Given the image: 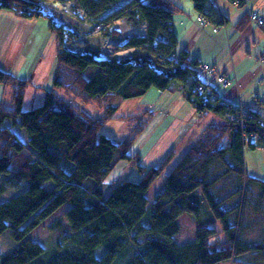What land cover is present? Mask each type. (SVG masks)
I'll list each match as a JSON object with an SVG mask.
<instances>
[{
  "label": "trees",
  "instance_id": "1",
  "mask_svg": "<svg viewBox=\"0 0 264 264\" xmlns=\"http://www.w3.org/2000/svg\"><path fill=\"white\" fill-rule=\"evenodd\" d=\"M44 1L0 0V10L13 11L22 18H39L45 15ZM51 1L73 3L91 20L104 24L103 37L116 36L117 31L107 26L120 20L134 27L146 25L147 33L124 44L134 50L131 58L99 60L101 40L88 38L83 40L82 50H73L69 44L74 37L67 34L63 24L49 17L57 44V65L44 103L29 110L23 105L31 80L0 69V85L12 91V103L0 104V198L8 192L9 181L29 186L0 202V237L7 232L19 244L11 254H4L0 247V264H29L44 254V247L30 235L67 204L71 205L67 222L53 238L57 236L59 246L62 241L70 243L72 249L47 264H113L129 247L131 264H245L239 258L259 247L244 245L236 236L232 211L223 210L213 194L218 178H213L211 168L221 164L245 183L246 190L259 187L258 203L263 206L264 181L249 177L244 170L243 136L257 134L258 143L249 147H264V115L254 112L256 116L247 119L242 129L228 120L226 107L203 104L196 86L219 92L203 81L210 77L197 75L200 65L207 63L193 58L187 50H178L174 17L185 11L173 0ZM192 1L199 17L208 23L214 20L213 12L219 9L216 0ZM225 1L238 2L239 8L247 4L246 0ZM249 21L246 14L236 30L244 31ZM261 28L264 30V24ZM92 66L97 72L87 78L86 72ZM152 88L183 92L199 115L210 112L219 119L206 126L165 176L164 188L155 194L151 215L146 219L148 191L164 176L174 152L149 169L140 165L139 171L144 174L140 182L125 180L114 186L108 177L118 161L141 160L140 153L131 155L130 151L149 129L156 112L127 117L135 127L125 139L107 136L102 129L117 119V100L142 98ZM77 100L97 106L102 115H86L76 105ZM8 121L26 132L27 142L9 127ZM203 205L219 226L201 222ZM184 215L194 219L195 240L180 245L176 236ZM101 246L106 250L99 257L96 251Z\"/></svg>",
  "mask_w": 264,
  "mask_h": 264
},
{
  "label": "rangeland",
  "instance_id": "2",
  "mask_svg": "<svg viewBox=\"0 0 264 264\" xmlns=\"http://www.w3.org/2000/svg\"><path fill=\"white\" fill-rule=\"evenodd\" d=\"M173 1L185 11V13H181V15L180 13L176 14L174 17V22H176L178 29L184 30V27H182L180 24L181 22L179 18L180 16H182L185 22L188 20L192 21L191 24H189L188 26L190 28L189 29L190 31L194 30L193 28L195 27H197V29L200 30L202 29V27L208 24V22L204 21L203 18L199 17L195 13L194 4L192 0H173ZM223 2H224V7L230 10L231 13H234L237 10H239L238 5L230 4L225 1ZM73 5H74L73 3L60 4V3H57L51 0H45L42 3V8H43L45 15L39 18H30V19L40 20V24L36 32H38L39 30L44 31V27L46 28V26H50L49 17H51L57 22V24H63L67 34H69L70 36L72 35L74 37L73 39L70 40L71 43L69 44V47L75 50H82L84 48L85 42L80 40L79 34L83 35L89 31L93 32L92 35L89 37V41L91 40L94 41L96 39L101 40V53H100L99 60L131 58L134 50L131 48L125 47L124 44L130 38L146 36V33H147L146 25H142L140 27H134V26H131L129 23H127L125 20H120V21H116L115 23H112L111 26L110 25L107 26L110 28L111 31H117V35L115 34L116 36H113V37L112 36L103 37L104 28L103 29L99 27L97 28V25H92L88 23L87 21H84L83 20V18L85 17L84 11L75 9ZM235 6H237L238 8ZM250 15H251V12L249 13V16ZM25 19H29V18H25ZM122 27H125L127 29L144 28L145 32L143 35L131 36V35L125 34L124 31L121 30ZM258 27H261V26H258ZM205 28H208V30H206V33L209 35H212V32H211L212 30L210 29V27L207 26ZM224 29L225 30L222 34L225 33L227 37L226 38V41H227L226 56H225L226 65L231 68L233 66V70H234V67H238L240 64L249 65L250 64L249 61L251 60V55L247 54V50L249 48L247 47L245 48L246 42L248 41L249 37L245 34L241 35V34L234 33L235 36L241 39L237 41L234 39L231 42L232 55H233V61H232L231 58L229 57L230 54H229L228 47H230V42H228L229 38H228V30H227L226 25L224 26ZM231 29L232 27H230L229 31L232 33L233 30ZM218 30L219 28L216 27L214 31L217 32ZM49 31H50V28H49ZM258 32H259L261 40H260V44L253 47V57H252L253 61H256V58L258 57L260 52L264 51V30L259 29ZM50 33L52 34L51 31ZM184 35L190 36L191 33L184 32ZM45 42H46L45 37L44 38L37 37L35 40V44L39 45L40 47H42ZM107 42H110V43L107 44ZM37 53H38V48L33 47L29 58L25 61L22 78L27 79L26 74L28 72L31 75L33 67L37 61ZM232 62L234 65H232ZM56 65H57V62L55 63V67L53 69L52 78L54 75ZM96 72H97V68L95 66L90 67L86 72L87 78L93 77ZM232 78H233L232 83L234 82L237 83L236 76L234 75V77ZM3 87L4 86L0 85V99H3L2 103H7L6 99H11L12 91L9 87H6L5 89L6 92L2 93L1 88ZM51 88H52V85L49 89H45V88L30 84L27 89L26 98H25L26 100L23 105V109L29 110L35 106L42 105L45 100L46 92L50 90ZM35 91L43 92L44 98L41 100L40 95H37V97L34 98ZM58 92L68 97L65 91L59 90ZM239 92L240 91H238V93ZM254 94H255L254 104L258 105V102L256 100L257 96L258 97H262V96H259L255 92ZM161 97L163 98L161 99ZM180 100L182 101V104L184 105L177 106ZM11 103L12 101L9 102L8 104H11ZM76 105L86 115L90 117H98L102 115V111L95 105H85L79 100L76 101ZM116 105L118 106V112L116 113L117 119L109 121L102 129V133L107 136L116 138L118 140L127 138L135 127L134 126L135 122H133L132 120L131 121L128 120L127 117L131 115L142 114V113L144 114L145 112L149 110H154L157 116H155L154 120L152 121L151 126L145 133V137L143 138L144 143H141L140 145H138V141H137V143L134 145V147L130 151L131 155H134L135 151H139L142 156L141 160L139 162L135 160L118 161L114 170L109 175L108 181L113 182L114 186L125 180L133 181V182H140L141 180H143V177H144V174L139 171L138 167L140 165L142 167L149 169L150 167L160 164L165 159V157L168 154H170V152H173V150L175 151L174 159L172 160V162L166 169L164 176L160 178L159 180H157L151 186L150 190L148 191L147 196L149 198L150 205L148 207V210L145 216V218L148 219L151 215V211H152L151 208H152V203L154 202L155 194L164 188L165 176L176 165L179 159L186 153L189 147H191L189 146L188 149L185 150L184 147L187 145V143L192 139L193 140L199 139L200 132L202 131L201 125L199 123H195V121H187V123H184V124L180 123L178 119H176L175 121V117L182 118L186 114L188 109L190 108V103L186 100L184 93L183 92L181 93L178 90L174 92H171V91L162 92L157 88H152L142 98L131 99V100L119 99L117 100ZM151 107L153 108L150 109ZM261 113L264 115V111ZM176 114L177 116H175ZM208 114L212 116L210 112H208ZM172 120L174 121V123L172 122ZM7 124L9 125V127H12L10 121H8ZM177 125H181L180 132H176L171 129L172 132L180 133L176 141L166 140L165 144L160 145L159 147L155 148V146L157 145L156 144L157 140L162 137L160 135L162 134L164 129L168 126L165 129V131H167L170 128L175 127ZM191 128H193L192 134H190L188 138H185L183 140L182 145H179L180 140ZM12 129L21 138L23 142H27L28 136L23 129L19 127L17 128L12 127ZM1 145L2 144L0 143V147ZM167 147L170 148V150L168 151V154H166V156L162 159L161 162H158L156 164L155 160H153L152 158L156 154L161 155L162 151ZM117 156H119V154ZM149 157L150 159H148ZM243 162H244L245 173L249 177L264 181V147L261 144L257 145L256 149H251V147H248V150L244 152ZM211 173H212L213 178H218V183L214 187L213 194L215 196V199L220 202V205L222 206L223 210L232 211V213L230 214V217L233 223L236 225V236L244 245H247L249 247L253 246V249L259 247V249H256L253 252L242 256L241 258H239V260L245 261L244 262L245 264H264V251L260 250V247L261 248L264 247V205L260 206L258 203L260 188L252 187L246 190L245 183L243 182L242 184L238 177H236L233 174H229L227 172V169L223 167L221 164L214 165L211 168ZM28 187H29L28 184L25 182L19 183L14 180L9 181L7 183L8 192L0 198V202L13 198L19 193H22L25 190H27ZM205 206L206 205H203L201 222H207L209 223L210 226H219L220 223L213 219L211 213L207 212L208 208ZM70 208H71V205L69 206V204H67V206H64L61 210H59L51 218L46 220L44 224L36 228L31 233L30 238L33 241L40 243L44 247L45 253L42 254L40 257L36 258L35 260L31 261L29 264H47L57 259L61 253L69 249H72V246L70 243L68 244V243H65V241H62L61 246H59L57 244L58 243L57 236L55 239L53 238V236L59 232L62 225H64V223L67 222L66 214ZM180 224H181V231H180L179 241L184 242V243L193 242L195 240L194 219L189 215H184L180 218ZM18 246L19 244L13 241L9 237V233L6 232L0 237V247L4 254H11ZM105 250L106 249L104 246L99 247L98 250L96 251L97 256L101 257L105 253ZM131 255H132V249H130L129 247L127 250L123 252L122 255H120L114 261L113 264H131V261H132ZM129 256H130V259H129ZM223 264H228V263L226 262Z\"/></svg>",
  "mask_w": 264,
  "mask_h": 264
},
{
  "label": "crops",
  "instance_id": "3",
  "mask_svg": "<svg viewBox=\"0 0 264 264\" xmlns=\"http://www.w3.org/2000/svg\"><path fill=\"white\" fill-rule=\"evenodd\" d=\"M223 1L225 0H216L219 8L218 13L213 12L214 20L209 21V23L206 26L202 27V29L200 30L195 27L193 28L194 30L190 31V28L188 26L189 24H191L192 21L188 20L185 22L182 16H180L179 18L181 21L180 24L182 27H184V30L178 29L176 22H174V29L179 40L178 50H187L190 52L193 58L198 59L200 62L216 66L218 72L221 74H225L229 77H234L235 75L237 78V83L234 82L231 86L227 88H223L217 85L216 82L210 78H204L203 81L207 84L216 87L220 96L226 101L230 103H237L239 102V98L241 97L242 101H244V103L248 107L257 110V106L254 104V92L259 96H264V62L260 60V56L264 53V51L260 52V54L256 58V61H253L252 57L253 47L260 44L261 38L258 31L262 28L258 27L257 24L252 21H249L246 29L242 32H238L235 26L241 18H243L246 14L249 15L251 11L258 12L259 15L264 18V0H249L248 3L241 8L235 6L239 10L234 13H231L230 10L224 7ZM222 21H224V24L226 25L228 30L229 40H227L228 42H230V47H228L230 54L229 57L232 61L233 55L231 42L234 39L236 41L241 39L235 36V34H245L249 37L245 45V48H249L247 50V54L251 55L249 65L240 64L238 67H234V70L233 66L231 68L226 65L225 56L227 37L225 33L222 34L225 30V25H221ZM39 24V19H25L15 14V12L13 11L3 9L0 10V69L15 75L20 79H24L22 77L25 61L29 58L32 48L37 47L38 53L36 64L33 67L31 75L28 72L26 74V78L27 80H31L33 85L49 89L52 85L53 69L55 67V63L57 62V44L54 36L49 31V26H46V28L44 27V31L39 30L38 32H36ZM207 26L210 27V29L212 30V35L206 33V30H208V28L205 27ZM216 27L219 28L217 32L214 31ZM230 27H232V33L229 31ZM184 32H190L191 35H184ZM37 37L46 38V42L42 47L35 44V40ZM232 65H234L233 62ZM5 89L6 88L4 87L1 88L2 93L6 92ZM238 91L240 92L238 93ZM37 95L41 96V100L44 98L43 92L35 91L34 98H36ZM162 98L163 97H161V99ZM6 100L7 103L11 102L12 97L11 99ZM0 102V104H2L3 99H0ZM179 105H184L182 104L181 100L178 102L177 106ZM152 108L153 107H151L150 109ZM211 114L212 116H210L209 114L203 116L199 115L197 110L190 104V108L188 109L186 114L182 118L175 117V121L176 119H178L179 122L182 124L187 123V121H195V123H199L202 129V131L200 132L201 135L203 130L209 123L217 121L219 119L216 114ZM175 116H177V114ZM172 122L174 123L173 120ZM165 129L163 131L164 133L162 132V134L160 135L162 137L157 140V145L155 144V148L165 144L166 140L176 141V139L180 135V133L176 132H180L181 125L172 127L167 131H165ZM171 129L176 132H172ZM192 132L193 128L189 129L188 132L180 140L179 145H182L183 140L185 138H188L189 135L192 134ZM144 137L145 133L139 138L138 145L144 143ZM197 140L198 139L190 140L184 147L185 150H187L189 146H193ZM169 150L170 148H165L162 151L161 155L156 154L152 159L155 160L156 164L158 162H161L162 159L166 156V154H168ZM173 152L175 151L173 150ZM135 153L140 152L135 151ZM148 159H150V157ZM179 237L180 233L176 236V240L180 245L190 243L180 242Z\"/></svg>",
  "mask_w": 264,
  "mask_h": 264
},
{
  "label": "built area",
  "instance_id": "4",
  "mask_svg": "<svg viewBox=\"0 0 264 264\" xmlns=\"http://www.w3.org/2000/svg\"><path fill=\"white\" fill-rule=\"evenodd\" d=\"M248 1L249 0H246L247 3ZM236 4H238V2H236ZM84 16H85L84 18L86 19V21H90L89 17H87L86 15ZM250 18L258 26H262L264 24V18L261 17L258 12L251 11ZM95 25H97V28L98 27L101 29L106 28L104 24L98 23ZM92 33L93 32L89 31L83 35L79 34V37L83 41V40L88 39L92 35ZM260 60L264 61V54H261ZM197 75L199 77L208 76L214 79L217 85L222 86L224 88L229 87L233 81L232 77H229L225 74L218 73L217 68H215L214 66L208 65V64L200 65L197 71ZM195 90L201 96L200 98L203 104L208 105L210 107H216V106L226 107L228 110V113H227L228 120L236 123L237 125H240L242 129L244 128V125L247 119L253 118L254 116H256L255 114L256 112L261 113L264 111V96L262 97L257 96L256 100L258 102V105L257 104L256 105L258 108L257 110H254L248 107L240 98H239V102L237 103H230L226 101L225 99L220 97V95L211 88H205V86L198 85L196 86ZM258 140H259V136L257 134H253V133L249 135L244 134L243 136L244 152L248 150V147L250 146V144L258 143Z\"/></svg>",
  "mask_w": 264,
  "mask_h": 264
},
{
  "label": "bare ground",
  "instance_id": "5",
  "mask_svg": "<svg viewBox=\"0 0 264 264\" xmlns=\"http://www.w3.org/2000/svg\"><path fill=\"white\" fill-rule=\"evenodd\" d=\"M85 15V13H84ZM84 21H86L85 18H83ZM88 23L92 24V25H95V24H98L99 22H95L93 20L90 19V21H87ZM101 24V23H99ZM122 31H124L125 34H128V35H131V36H134V35H143L145 30L144 28H141V29H127L125 27H122L121 29ZM110 43V42H107V44Z\"/></svg>",
  "mask_w": 264,
  "mask_h": 264
}]
</instances>
